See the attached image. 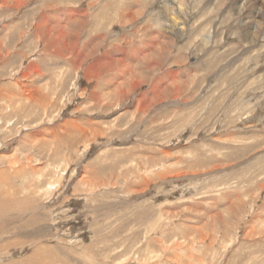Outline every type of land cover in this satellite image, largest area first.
I'll use <instances>...</instances> for the list:
<instances>
[{"label":"rangeland","instance_id":"rangeland-1","mask_svg":"<svg viewBox=\"0 0 264 264\" xmlns=\"http://www.w3.org/2000/svg\"><path fill=\"white\" fill-rule=\"evenodd\" d=\"M263 25L0 0V264H264Z\"/></svg>","mask_w":264,"mask_h":264},{"label":"bare ground","instance_id":"bare-ground-1","mask_svg":"<svg viewBox=\"0 0 264 264\" xmlns=\"http://www.w3.org/2000/svg\"><path fill=\"white\" fill-rule=\"evenodd\" d=\"M249 2H250V1H249ZM113 4H114V3H113ZM245 7H246V6H245ZM254 9H255V8H254ZM237 10H238V9H237ZM257 13H259V12H257ZM252 14H253V13H252ZM261 14H262V13H261ZM261 14H259V15H261ZM246 15H247V14H246ZM249 15H250V14H249ZM262 16H263V15H262ZM243 17H244V15H243ZM251 19H252V17H251ZM252 21H253V19H252ZM255 21H256V20H255ZM255 21H254V22H255ZM256 22H257V21H256ZM248 24H249V23H248ZM248 24H247V25H248ZM252 24H253V23H252ZM260 24H261V23H260ZM260 24L257 23V26L260 25ZM249 25H250V24H249ZM263 26H264V25H263ZM263 26H262V27H263ZM254 27H255V25H254ZM259 27H261V26H259ZM257 28H258V27H257ZM251 29H252V28H251ZM259 29H260V28H259ZM263 29H264V28H263ZM250 32H251V31H250ZM259 33H260V32H259ZM263 33H264V32H263ZM255 40H257V39H255ZM249 48H251V46H250ZM252 48H253V47H252ZM130 82H131V81H130Z\"/></svg>","mask_w":264,"mask_h":264}]
</instances>
